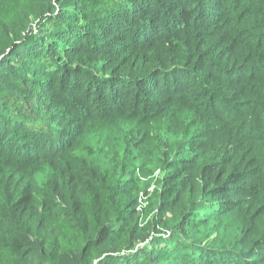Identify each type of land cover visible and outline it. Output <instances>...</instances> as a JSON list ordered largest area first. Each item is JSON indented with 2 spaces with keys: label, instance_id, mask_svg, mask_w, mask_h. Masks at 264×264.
<instances>
[{
  "label": "trees",
  "instance_id": "obj_1",
  "mask_svg": "<svg viewBox=\"0 0 264 264\" xmlns=\"http://www.w3.org/2000/svg\"><path fill=\"white\" fill-rule=\"evenodd\" d=\"M0 264H264V0H0Z\"/></svg>",
  "mask_w": 264,
  "mask_h": 264
}]
</instances>
